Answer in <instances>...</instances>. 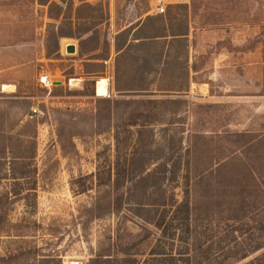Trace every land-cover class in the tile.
<instances>
[{
	"label": "rangeland",
	"instance_id": "1",
	"mask_svg": "<svg viewBox=\"0 0 264 264\" xmlns=\"http://www.w3.org/2000/svg\"><path fill=\"white\" fill-rule=\"evenodd\" d=\"M262 181L264 0H0V264H264Z\"/></svg>",
	"mask_w": 264,
	"mask_h": 264
},
{
	"label": "trees",
	"instance_id": "2",
	"mask_svg": "<svg viewBox=\"0 0 264 264\" xmlns=\"http://www.w3.org/2000/svg\"><path fill=\"white\" fill-rule=\"evenodd\" d=\"M80 1H85V0H80ZM40 3L44 4L43 2H40ZM85 5L90 6L89 4H85ZM147 17H150V16H146V18ZM54 18L58 19L57 17H54ZM77 19H79V17H77ZM69 21H71V20H69ZM131 25H130V28H131L132 32L130 33V39L127 38L123 42H117L115 40L114 47H115L117 52H120L121 50H124L126 47H128L130 45V48L134 47V48H136V50H138L140 52L139 57H138L141 61L139 64V67H140L139 75L140 76L143 75L145 77V75L151 73L152 69L149 67L151 65L150 60H151L152 56L155 57V61L157 63H159L160 65H164L165 63H167L165 61L166 60L165 59L166 54L163 50L164 47L162 45H161L159 51L150 52V46L156 43L153 41L167 38V39H174V41H178V43L182 42V39L186 42V37H178V35L181 33H177L176 31H172V32H169L167 34H162V35L140 36L136 32V31H140V29H141L140 24H137L135 26H131ZM167 30H169V29H167ZM125 32H126V30L123 29L118 33L121 34V33H125ZM84 34H85V32L81 33V34H77V35L72 34L71 32H58L57 36L58 37L68 36V37H75V38L79 39V41H78V56L82 57L88 53L96 51L99 47V43H96V42H95V44L90 45L89 44V40H91L90 36L84 38L83 37ZM119 34H116L115 38H117V36H119ZM176 39H180V40H176ZM106 42H107L106 39H104L102 46H104L106 44ZM92 55H95V54H92ZM96 55H98V54H96ZM94 58H97V56H95ZM98 58H99V56H98ZM143 89H145V88H143L142 85L130 86V90H143ZM117 90H119V89H117ZM260 184L264 188V186H263L264 182L262 181ZM106 203H107V207H109L110 205L107 201H104L101 205L98 203L99 207L97 209H96V205H95V209L97 211L95 213V215H98L100 213L99 212L100 207L104 206ZM158 204L165 205L164 203H158ZM171 205H173V204H171ZM188 206H189L188 198H187V196H185L180 202H178L176 204V208L173 210V213L176 214L177 210H179L180 208H184L185 210H188ZM172 218H174V217H172ZM155 224L158 227H160L161 221H156ZM182 253L183 252L179 253L181 255L179 257H176L173 254H166V256H164L162 258V260H163V262L167 261L168 264H177L178 261H180V264H188V258H183L184 256H182Z\"/></svg>",
	"mask_w": 264,
	"mask_h": 264
},
{
	"label": "crops",
	"instance_id": "3",
	"mask_svg": "<svg viewBox=\"0 0 264 264\" xmlns=\"http://www.w3.org/2000/svg\"><path fill=\"white\" fill-rule=\"evenodd\" d=\"M192 16H188V24H187V29L186 31L182 32L181 34L178 35V37H186V42H190V46L187 45L188 48H191V42L194 39V34H193V28L190 27V19ZM232 18V16H221L219 17L220 20H230ZM129 27V26H128ZM129 37H130V33H129Z\"/></svg>",
	"mask_w": 264,
	"mask_h": 264
},
{
	"label": "built area",
	"instance_id": "4",
	"mask_svg": "<svg viewBox=\"0 0 264 264\" xmlns=\"http://www.w3.org/2000/svg\"><path fill=\"white\" fill-rule=\"evenodd\" d=\"M158 11L159 12H163L164 11L163 5H161L158 8ZM38 83L40 85H43L46 88H49L50 85H52V80H50L47 75H40L39 78H38ZM31 111H32L33 115H37L39 113V110H38L37 106L31 108Z\"/></svg>",
	"mask_w": 264,
	"mask_h": 264
},
{
	"label": "bare ground",
	"instance_id": "5",
	"mask_svg": "<svg viewBox=\"0 0 264 264\" xmlns=\"http://www.w3.org/2000/svg\"><path fill=\"white\" fill-rule=\"evenodd\" d=\"M100 81V80H99ZM96 92L98 96H105L107 95V89L105 87V82L104 81H100L96 83ZM8 87L7 84H3L2 85V89L5 90Z\"/></svg>",
	"mask_w": 264,
	"mask_h": 264
},
{
	"label": "water",
	"instance_id": "6",
	"mask_svg": "<svg viewBox=\"0 0 264 264\" xmlns=\"http://www.w3.org/2000/svg\"><path fill=\"white\" fill-rule=\"evenodd\" d=\"M75 50L74 46L73 45H69L67 46V51L68 52H73ZM54 83H57V84H60L61 82L60 81H56Z\"/></svg>",
	"mask_w": 264,
	"mask_h": 264
}]
</instances>
